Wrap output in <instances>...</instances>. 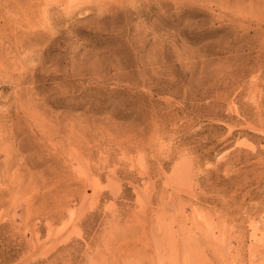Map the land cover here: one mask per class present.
<instances>
[{
	"label": "rangeland",
	"instance_id": "rangeland-1",
	"mask_svg": "<svg viewBox=\"0 0 264 264\" xmlns=\"http://www.w3.org/2000/svg\"><path fill=\"white\" fill-rule=\"evenodd\" d=\"M0 264H264V0H0Z\"/></svg>",
	"mask_w": 264,
	"mask_h": 264
}]
</instances>
